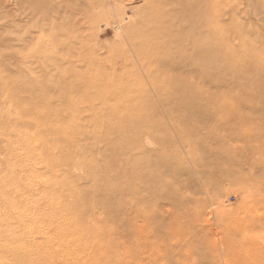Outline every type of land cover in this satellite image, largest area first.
Here are the masks:
<instances>
[{
	"label": "rangeland",
	"instance_id": "1",
	"mask_svg": "<svg viewBox=\"0 0 264 264\" xmlns=\"http://www.w3.org/2000/svg\"><path fill=\"white\" fill-rule=\"evenodd\" d=\"M60 1L0 0V264H264V0Z\"/></svg>",
	"mask_w": 264,
	"mask_h": 264
},
{
	"label": "bare ground",
	"instance_id": "2",
	"mask_svg": "<svg viewBox=\"0 0 264 264\" xmlns=\"http://www.w3.org/2000/svg\"><path fill=\"white\" fill-rule=\"evenodd\" d=\"M30 2H31V1H30ZM47 2H48V0H47ZM49 2H50V3H48V4H51V5H53V4L55 5V3H59V4L61 3L60 0H49ZM19 3H20V2H19ZM20 4H21V3H20ZM62 4H63V3H62ZM62 4H61V5H62ZM24 5H25V4H24ZM32 5H33V4H32ZM61 5H59V6H61ZM29 6H31V5H29ZM48 6H49V5H48ZM23 9H24V6H23ZM51 10L53 11L52 8H51ZM51 10H50V11H51ZM60 10H61V9H60ZM27 11H28V10H27ZM55 11H57V10H55ZM55 11L52 12V13L54 14ZM58 11H59V10H58ZM58 11L56 12L57 14H56V13L54 14V15H56L57 17H58V14H59ZM44 12H45V11H44ZM48 12H49V11H48ZM60 12H61V11H60ZM63 12H64V11H63ZM63 12H62V13H63ZM66 12H67V11H65L64 13H65L66 16L68 17V16H69V15H67L68 12H67V13H66ZM259 12H260V11H259ZM24 13H25V12H24ZM32 13H33V12H32ZM28 14H29V12H28ZM45 14H46V16H45ZM45 14H44V17H47V19H48V17L55 18V17H53L54 15H53V16L51 15V13H49V14H48V13H45ZM47 14H48V15H47ZM60 14H61V13H60ZM26 15H27V13H26ZM30 15H31V13H30ZM49 15H51V16H49ZM59 16H60V15H59ZM66 16H63V17H66ZM31 17H32V16H31ZM63 17H61V18H63ZM67 17H66V18H67ZM69 17H70V16H69ZM29 18H30V17H29ZM29 18H28V19H29ZM34 18H36V16H35ZM59 18H60V17H59ZM66 18H65V19H66ZM71 18H72V17H71ZM50 19H51V18H49V21H48V20H47V21L50 22V21H51ZM67 19L70 20V18H67ZM33 20H34V19H33ZM62 20H63V19H62ZM69 20L66 21V22H65V20H63V21H64V22H63V26L65 25L66 27H67V26H68V27H72L71 30H73V28H75V29H76V28H77V29L80 28L81 25H80V22H79V21H78L79 24L76 22L77 19H76L75 21H74V20H73V21H69ZM53 21H54V20H53ZM55 21H58V24L60 23V22H59V21H60L59 19L57 20V19L55 18ZM48 22H47V23H48ZM51 22H52V21H51ZM51 22H50V23H51ZM53 23H54V22H53ZM61 23H62V22H61ZM51 24H52V23H51ZM54 24H55V23H54ZM56 24H57V23H56ZM56 24H55V26H54L55 28L50 27V28L52 29V31H53L54 29H56ZM59 25H60V24H59ZM49 26H50V24H49ZM51 26H52V25H51ZM57 26H58V25H57ZM251 26H252V25H251ZM59 27H60V26H59ZM66 27H64L65 31H61V32H60V30H58L57 32H55L53 38H57V40H55L54 42H55V44H58V46H60V44H61V46L64 45L63 48H65V49H67V51H69V52H67V54H68V53H71V49H76V48H75V45H74L76 41L60 40V39H59V36H61V37L63 38V37H64L63 35H65V37H66L67 39H70L69 37H67L68 35H70L69 33H67V29L69 30L70 28L67 27V29H66ZM81 27H82V26H81ZM61 28H62V27H61ZM59 29H60V28H59ZM64 29H61V30H64ZM84 29H85V28H84ZM84 29L81 28V30H84ZM198 29H199V28H198ZM56 30H57V29H56ZM81 30H80V32L83 33L84 31H81ZM52 31H51V33H52ZM54 31H55V30H54ZM77 32H78V31H77ZM254 32H255V31H254ZM53 33H54V32H53ZM70 33H71V31H70ZM74 33H75V32H74ZM74 33H73V34H74ZM240 33H241V32H240ZM73 34H72V36H73ZM78 34H79V33H78ZM80 34H81V33H80ZM192 34H193V33H192ZM256 34H257V33H256ZM66 35H67V36H66ZM75 35H76V33H75ZM238 35H239V33H238ZM263 35H264V34H263ZM3 36H5V35H3ZM8 36H9V35H8ZM10 36H11V35H10ZM16 36H17V35H16ZM49 36H52V35L50 34ZM72 36H71V38H72ZM80 36H81V35H80ZM173 36H174V35H173ZM256 36H257V35H256ZM14 37H15V36H14ZM17 37H18V36H17ZM21 37H23V36H21ZM84 37H85V36H84ZM177 37H178V40L181 39V37H180V39H179V35H178ZM1 38H2V37H1ZM11 38H12V37H11ZM18 38H19V37H18ZM76 38H77V37H76ZM76 38H75V36H74V40H76ZM171 38H172V37H171ZM183 38H185V37H183ZM241 38H242V37H241ZM241 38H239L238 41H240ZM261 38H262V37H261ZM263 38H264V37H263ZM16 39H17V38H16ZM19 39H21V38H19ZM49 39H50V38H49ZM81 39H83V38L81 37ZM81 39H79V40H81ZM85 39H86V37H85ZM85 39H84V40H85ZM186 39H187V38H186ZM0 40H1V39H0ZM21 40L23 41V39H21ZM50 40H53L52 37H51ZM178 40H176V41H178ZM184 40H185V39H184ZM184 40L182 39V41H184ZM241 40L244 41L243 39H241ZM248 40H250V39H248ZM262 40H263V39H262ZM262 40H261V41H262ZM3 41H4V40H3ZM5 41H6V40H5ZM15 41H16V40H15ZM15 41H14V42H15ZM17 41L19 42V40H17ZM22 41L20 42V45L22 44ZM77 41H78V39H77ZM86 41H87V40H86ZM180 41H181V40H180ZM187 41H188V40H186V42H187ZM216 41H217V40H216ZM245 41H247V40H245ZM49 42H50V41H48V43H49ZM52 42H53V41H52ZM54 42H53V43H54ZM73 42H74V43H73ZM167 42H168V41H167ZM248 42H249V41H248ZM251 42H252V41H251ZM262 42H263V41H262ZM48 43H47V44H48ZM55 44H51V42H50V45H51V46L53 45L54 48H55ZM76 44H77V42H76ZM78 44H79V43H78ZM169 44H170V41H169ZM239 44H240V43H239ZM244 44H245V42H244ZM247 44H248V43H247ZM247 44H246V45H247ZM258 44H259V43H258ZM1 45H3V44H1ZM20 45H19V46H20ZM23 45H24V44H23ZM48 45H49V44H48ZM81 45H83V44L81 43ZM163 45H164V44H163ZM167 45H168V44H167ZM214 45H215V44H214ZM3 46H4V45H3ZM24 46H25V45H24ZM37 46H38V45H37ZM39 46L41 47V45H39ZM53 46H52V47H53ZM56 46H57V45H56ZM65 46H66V47H65ZM248 46H249V45H248ZM261 46H262V45H261ZM84 47H85V46H84ZM255 47H256V46H255ZM262 47H263V46H262ZM38 48H39V47H38ZM38 48H37V49H38ZM44 48H45V47H44ZM54 48H53V49H54ZM0 49H1V47H0ZM10 49H11V48H10ZM41 49H43V47H42ZM242 49H243V48H242ZM47 50H48V49H47ZM49 50H50V49H49ZM256 50H257V49H256ZM263 50H264V48L262 49V51H263ZM1 51H2L3 54H4V51H5V50L3 51V50L1 49ZM1 51H0V53H1ZM11 51H12V50H11ZM82 51H83V50H82ZM244 51H245V48H244ZM258 51H259V50H258ZM42 52H43V51H42ZM50 52H52V51H50ZM50 52L48 51V53H50ZM80 52H81V51H79V54H80ZM157 52H158V51H157ZM263 52H264V51H263ZM6 53H7V51H6ZM46 53H47V51H46ZM83 53H84V52H83ZM159 53H160V52H159ZM163 53H165V52L163 51ZM163 53H162V54H163ZM240 53H241V51H240ZM84 54H85V53H84ZM84 54H83V55H84ZM235 54H236V53H235ZM81 55H82V54H80V57H81ZM159 55H160V54H159ZM229 55H230V54H229ZM231 55L233 56V54H231ZM241 55H242V53H241ZM241 55H240V56H241ZM52 56H53V55H52ZM63 57H65V56H63ZM155 58H156V57H155ZM233 58H234V57H231V59H233ZM257 58H258V57H257ZM162 59H163V57H162ZM237 59L240 60L239 57H238ZM71 60H72V54H71L70 56L67 55V59H65V58L62 59V58L60 57V59H58V58H54V60H52V58H48V61H47V62L49 63V61H51V62H57V63H58V62H60V63L63 62V63H64V62L71 61ZM73 60H74V59H73ZM75 60H76V59H75ZM236 61H237V60H236ZM74 62H76V61H74ZM240 62H241V61H240ZM163 63H164V62H163ZM253 63H254V62H253ZM64 64H66V63H64ZM263 66H264V65H263ZM67 72H68V71H67ZM262 72H263V71H262ZM242 73H243V72H242ZM250 77H251V76H250ZM187 78H188V77H187ZM190 79H191V77H190ZM250 79H251V78H250ZM179 82H180V81H179ZM189 82H190V80H189ZM179 84H180V83H179ZM197 90H198V89H197ZM199 90H200V88H199ZM200 91H201V90H200ZM204 91H205L206 93L209 92V91H206V90H204ZM206 93H205V94H206ZM216 97H217L216 95H213V94L208 95V94H207L206 100L209 102L210 105H211V103H212V105L216 106V104L214 103L215 100L218 99V98H216ZM204 98H205V97H204ZM213 103H214V104H213ZM212 105H211V108L213 107ZM235 105H236V104H235ZM217 106H218V105H217ZM224 106H225V105H224ZM225 107H226V106H225ZM213 108H214V107H213ZM215 108H216V107H215ZM177 109H178V108H177ZM208 109H209V107H208ZM224 109H225V108H224ZM212 110H213V109H212ZM212 110H211V111H212ZM229 110H230V109H229ZM238 112H239V111H238ZM240 116H241V114H240ZM243 116H244V115H243ZM235 117H236V116H235ZM244 117H245V116H244ZM241 118H243V117H241ZM253 118H254V117H253ZM244 119H245V118H244ZM244 119H243V120H244ZM251 119H252V117H251ZM187 120H188V119H187ZM189 120L191 121V119H189ZM237 120H238V119H237ZM239 120H240V119H239ZM239 120H238V121H239ZM241 120H242V119H241ZM241 120H240V121H241ZM254 120H255V118H254ZM258 120H259V119H258ZM258 120H256V121H258ZM190 121H189V122H190ZM193 121L195 122V120H193ZM235 122H236V120H235ZM242 122H244V121H242ZM239 123H240V122H239ZM239 123H238V124H239ZM191 124H193V123H191ZM234 124H235V123H234ZM263 124H264V122H263ZM239 125H240V124H239ZM262 126H264V125H262ZM221 150H222V149H221ZM222 152H223V151H222ZM222 152H220V154H221ZM226 152H227V151H226ZM222 154H223V153H222ZM231 154H232V153H231ZM227 155H228V154H227ZM220 156L223 157V156H225V155H220ZM220 156H219V157H220ZM222 157H220V158H222ZM224 158H225V157H224ZM228 158H229V157H228ZM226 159H227V158H226ZM137 160H138V159H137ZM227 160H228V159H227Z\"/></svg>",
	"mask_w": 264,
	"mask_h": 264
}]
</instances>
